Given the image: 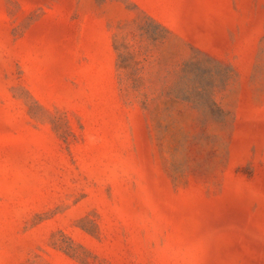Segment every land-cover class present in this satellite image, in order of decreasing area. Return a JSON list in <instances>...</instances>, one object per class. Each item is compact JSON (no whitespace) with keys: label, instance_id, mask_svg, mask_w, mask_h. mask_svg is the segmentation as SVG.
Here are the masks:
<instances>
[{"label":"rangeland","instance_id":"1","mask_svg":"<svg viewBox=\"0 0 264 264\" xmlns=\"http://www.w3.org/2000/svg\"><path fill=\"white\" fill-rule=\"evenodd\" d=\"M0 264H264V0H0Z\"/></svg>","mask_w":264,"mask_h":264}]
</instances>
